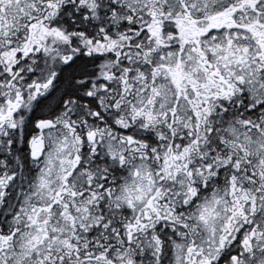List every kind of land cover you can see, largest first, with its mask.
<instances>
[{
    "label": "snow or ice",
    "instance_id": "6c2138e0",
    "mask_svg": "<svg viewBox=\"0 0 264 264\" xmlns=\"http://www.w3.org/2000/svg\"><path fill=\"white\" fill-rule=\"evenodd\" d=\"M0 264H264V0H0Z\"/></svg>",
    "mask_w": 264,
    "mask_h": 264
}]
</instances>
